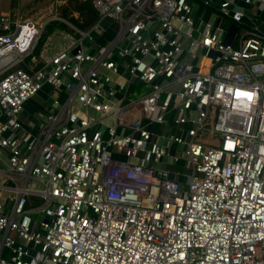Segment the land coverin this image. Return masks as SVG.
Listing matches in <instances>:
<instances>
[{
	"label": "built area",
	"instance_id": "obj_1",
	"mask_svg": "<svg viewBox=\"0 0 264 264\" xmlns=\"http://www.w3.org/2000/svg\"><path fill=\"white\" fill-rule=\"evenodd\" d=\"M19 1L0 12V264H264V0H93L87 30L52 20L73 36L45 62L51 20ZM46 85L64 100L29 130Z\"/></svg>",
	"mask_w": 264,
	"mask_h": 264
},
{
	"label": "crops",
	"instance_id": "obj_2",
	"mask_svg": "<svg viewBox=\"0 0 264 264\" xmlns=\"http://www.w3.org/2000/svg\"><path fill=\"white\" fill-rule=\"evenodd\" d=\"M3 5H5L6 8L8 7V10H2L1 9L0 12H2V13L8 12L10 10V5H11L10 0H0V8H2ZM18 6L20 7L19 4H18ZM19 11H20V8H19ZM20 14H21V12H20ZM107 24L109 25V24H111V22L107 21ZM61 32H62L60 34L61 39H59L58 41H60L62 43H55V39L50 38L51 34L48 36L49 39L47 40V42L42 47L39 54H37V55H40L41 61L45 62L46 60H49L52 55H54L59 50H62V48L67 47L72 42L71 36H73L72 35L73 33L69 34L63 30H61ZM110 36H111V32L107 31L105 36L101 39V42L107 41ZM38 94H40V97H39L40 102H38V101L36 102L35 100L33 101V98L35 97L34 96L30 101H28L24 105V108H23L24 110L21 113V118L24 121L26 127L29 130H33V131L36 130L39 123L42 121L43 116L46 113L56 111L57 108L55 106H53L52 101H51L52 98H58L61 101H63L64 97H65V93L62 90H58V89L53 88L49 85H46L44 87V89ZM28 103L32 104V106L28 107L27 106ZM1 193H0V195H1ZM2 196H4L3 193H2ZM30 198H31V196L29 197V199ZM3 199H4V197H3ZM32 205H34V204H32Z\"/></svg>",
	"mask_w": 264,
	"mask_h": 264
},
{
	"label": "rangeland",
	"instance_id": "obj_3",
	"mask_svg": "<svg viewBox=\"0 0 264 264\" xmlns=\"http://www.w3.org/2000/svg\"><path fill=\"white\" fill-rule=\"evenodd\" d=\"M71 4H72L71 0H20L19 1V5H20L19 8H20V12H21L22 16H24L25 18H34L36 20L38 19V20H40V22L41 21H43V22L48 21L49 22L50 20H51V22H53L52 20H54L56 17L62 16V9L64 7L62 5L71 6ZM1 9L2 10H8V7L6 8V6L3 5V7L0 8V10ZM212 20H215V17H212ZM60 22L61 21L53 22V23H56V27L54 26V29H52V31L50 32L51 33L50 38H54L55 43H62V42L58 41L59 39H61L60 38V36H61L60 34L62 33L61 30L65 31L69 34L73 33L72 28L69 26H66L65 28L60 27V25H59ZM46 26H45L43 31H48L51 28V25H49L47 27ZM47 40H46V42H47ZM142 88H143V92L149 91V87H147V86H143ZM135 95H137V94L134 93L131 96L134 97ZM39 97H40V94L36 95L33 98V101L35 100L36 102L37 101L40 102ZM27 106L30 107V106H32V104L28 103ZM214 139L217 140V138H214ZM187 171L191 172V170H189V169H187ZM1 178L2 177H1V173H0V183L2 182ZM31 186L38 187V184L32 183ZM2 193L4 194V192H2ZM2 193L0 195V200L3 199Z\"/></svg>",
	"mask_w": 264,
	"mask_h": 264
},
{
	"label": "trees",
	"instance_id": "obj_4",
	"mask_svg": "<svg viewBox=\"0 0 264 264\" xmlns=\"http://www.w3.org/2000/svg\"><path fill=\"white\" fill-rule=\"evenodd\" d=\"M71 6L69 5H62L64 6L62 9V16L69 19L75 26H77L81 30H87L90 28L93 24L96 23V21L99 18L98 12L95 10L93 6V0H71ZM75 13L78 14V17H75ZM53 22H59V21H53ZM50 22L47 24V26L51 25V28L48 31H43L41 35V39L38 43V46L35 49V54H39L42 47L44 46L47 37L51 34L50 32L52 29H54V26L56 27V23ZM52 23V24H51ZM60 27L65 28L68 26L65 22H60ZM46 26V27H47ZM28 206L34 205H40L42 203V200L38 197H33L28 200ZM32 201V202H31Z\"/></svg>",
	"mask_w": 264,
	"mask_h": 264
}]
</instances>
